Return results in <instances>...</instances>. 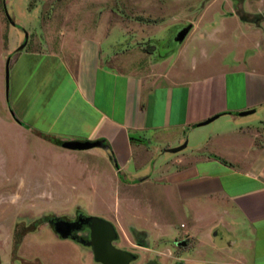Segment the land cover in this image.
Segmentation results:
<instances>
[{
    "label": "crops",
    "instance_id": "crops-1",
    "mask_svg": "<svg viewBox=\"0 0 264 264\" xmlns=\"http://www.w3.org/2000/svg\"><path fill=\"white\" fill-rule=\"evenodd\" d=\"M237 24L243 28L240 21ZM46 35L47 49L22 50L16 55L6 86L4 108L8 114L12 111L16 120L4 116L3 121L34 140L35 150L29 162L35 166L49 159L71 164L69 173L78 181L95 179L91 186L94 192L101 189L99 183L103 181L122 197L125 206L133 202L126 198L131 188L154 184L166 199H172L171 205L165 204L167 207L174 208L175 195L184 202L182 212L191 222L187 227L182 223L180 233L173 228L174 223L164 222L155 225L152 234L120 218L114 227L94 216L90 206H74L71 219L55 216L67 212L57 206L50 210L27 208L17 213L27 217L28 224L14 233L15 218L10 226L1 228L7 229V237L2 242L4 236H0V246L4 244L11 251L15 236L20 257L28 260L33 255L25 253L26 244L69 242L82 253L81 261L79 258L74 262L73 258V264H99L88 246V224L79 226H88L87 235L75 239H63L54 230L57 219L72 220L77 216L79 220L83 216L84 220L98 218L112 225L116 233L112 245L125 252L128 250L118 247L121 233L124 238L130 236L139 248L156 254H161L157 250L161 251L166 243L175 245L180 239L193 242L192 251L174 259H152L155 264H264L263 61L252 57L243 61L237 56L228 65L217 63L210 71L208 67L200 74L184 77L178 68L185 60L179 46L176 55L154 60L152 52L147 54V67L138 63L124 70L106 61L102 48L108 33L61 28ZM121 48L122 44L110 46L113 52ZM150 67L152 71L148 72ZM159 67L163 71L156 73ZM247 111H254L248 115L252 119L245 116L244 121H239L244 118L239 114ZM215 117L214 121H218L212 127L200 126ZM67 142H102L106 148L72 151L62 147ZM183 144L185 149L176 155L166 151ZM210 147L211 152L205 151ZM101 160L106 167L94 164ZM150 163L151 175L137 181L138 173L146 171ZM51 180L58 188L54 195L47 196L55 197V203H70L65 201L68 189L79 192L78 185L67 188L62 177ZM30 185L27 192H31ZM37 214L42 215L34 217ZM41 217L49 220L30 231ZM197 226L205 228V232L198 233ZM87 249L91 254L86 253ZM35 257L43 264H52L44 256ZM2 264H10V259Z\"/></svg>",
    "mask_w": 264,
    "mask_h": 264
},
{
    "label": "rangeland",
    "instance_id": "rangeland-1",
    "mask_svg": "<svg viewBox=\"0 0 264 264\" xmlns=\"http://www.w3.org/2000/svg\"><path fill=\"white\" fill-rule=\"evenodd\" d=\"M5 12L13 24L8 21ZM238 21L243 31L239 28ZM188 25L192 28L180 44L185 56L182 64L184 68L181 65L178 67L181 68L184 77H187L189 73L200 74L208 67L210 71L217 63L228 65L232 58L235 59L237 56L243 61L250 57L258 58L264 65V0H0V236H4L2 242L7 237V229L2 231L1 228L10 226L15 218L17 222H15L14 233L28 224L27 217H22L23 214L19 217L17 213L27 208L50 210L57 206V209L67 212H60L55 216L71 219L74 206H90L94 216L110 222L114 227L115 220L120 218L124 223L133 221L144 231L149 229L152 234L151 229L164 222L174 223L173 228L179 233L182 231L180 229L182 223L186 227L189 226L188 223L191 220L182 212L184 202L175 195L173 196L174 208L167 207L165 204L169 202L171 205L172 199H166L154 184L131 188L126 198L133 201L130 203L132 206L126 204L127 209H125L126 206L121 202L122 197H118L117 192L110 191L108 184L105 183V186L103 181L99 183L101 189L98 192L91 191L92 184L96 183L95 179L78 181L75 178L76 175L69 173L71 164L42 159L41 164L33 166L29 160L35 150L34 140L28 135L22 136V133L20 135L14 130L12 124L3 121L4 116L10 121L16 120L12 111L8 114L7 107L4 108L7 94V60H9L8 74H10L11 64L20 51L47 49L44 43L47 33L53 34L61 28H71L79 32L84 29H93L94 32L108 33L102 48V51L107 54L106 58L108 57L105 59L111 66L125 70L129 65L138 63L147 67V54L152 52L155 53L154 60L165 58L171 53L176 55L178 48H175L174 36L181 28ZM243 32L248 36L243 35ZM50 41L54 42L55 39ZM119 44H122V50L113 52L110 49V46ZM22 45L23 48L19 49ZM151 67L148 72L155 69V66L152 69ZM157 69L159 70H156V73L163 71L161 67ZM241 120L244 121L245 117L240 118L239 121ZM217 121L205 127H212ZM258 126L263 128L261 125ZM259 130L261 132V129ZM210 150L211 147L205 151L211 152ZM169 155L171 154H167L166 157H170ZM94 164L98 168L104 165L106 167L102 160ZM152 167L150 163L146 171L138 173L136 180L140 181L151 175ZM56 176L62 177L67 188L72 184L79 186L78 193L70 189L65 193L67 195L65 201L70 202L67 205L65 202L63 205L55 203L54 201L57 200L55 197L54 200L51 196H47L54 195L58 188L56 182L51 180ZM63 176H66V179ZM96 178L99 179V177ZM129 182H131L130 178ZM39 184L42 185L41 188L38 187ZM29 185L31 192H27ZM30 193L36 195L33 196ZM86 194L92 198L87 197ZM119 202L120 208L117 207ZM38 215L42 214L34 215V217ZM196 228L200 234L205 232L203 227ZM122 236H124L122 233L119 234L118 247L137 256V260L132 264H146L148 259L153 261L152 259H158L161 256L174 259L194 248L192 241L180 239L175 242V245L166 243L161 251L157 250L161 255L139 248L132 243L130 236L127 238ZM20 237L21 235L17 236V239ZM13 238L11 251L1 244L0 264L2 261H8V258L10 264H43L36 260L38 257L34 258L35 255L40 258L44 256L52 264H73V258L74 262H79V258L81 261L82 253L71 243L63 241L50 245L43 243L38 246L26 244L25 253L32 254L33 258L24 260L20 257L19 246L15 255L12 254L13 245L16 243V237ZM151 241L152 239L149 242ZM69 247H73L74 250H70ZM85 251L91 254L90 249ZM177 263L178 261L172 262V264Z\"/></svg>",
    "mask_w": 264,
    "mask_h": 264
},
{
    "label": "water",
    "instance_id": "water-1",
    "mask_svg": "<svg viewBox=\"0 0 264 264\" xmlns=\"http://www.w3.org/2000/svg\"><path fill=\"white\" fill-rule=\"evenodd\" d=\"M7 19H10L6 14ZM191 25H188L184 28H181L174 36L173 42L176 44L175 48H178L181 42L184 40L186 35L191 30ZM23 45L19 48L22 49ZM18 49V50H19ZM8 64L9 60L6 63V86L8 79ZM8 88V87H7ZM254 111H247L244 113H240V117H245L253 114ZM215 118L210 119L209 121L202 123L200 126L207 125L213 122ZM63 148L72 151H88L92 149H105L106 147L102 142H67L62 145ZM186 145L168 149L166 150L168 153L176 154L185 149ZM80 226L83 224H88L90 228V241L88 242V246H90L91 251L93 253V257L96 263L99 264H130L136 260V256L132 253L121 251L116 249L112 242L116 239V233L112 225L109 223L98 219V218H86L84 222L79 218L78 223ZM53 227L57 235H59L63 239L72 238L71 231L78 230V227L73 226V223L64 222L62 220H55L53 222ZM146 264H155V262L150 261Z\"/></svg>",
    "mask_w": 264,
    "mask_h": 264
},
{
    "label": "flooded vegetation",
    "instance_id": "flooded-vegetation-1",
    "mask_svg": "<svg viewBox=\"0 0 264 264\" xmlns=\"http://www.w3.org/2000/svg\"><path fill=\"white\" fill-rule=\"evenodd\" d=\"M80 218L84 222V217L80 216ZM61 220L64 221V222L73 223V226L78 227L80 229L79 231H77V230L71 231L72 237H76V236H79V235H81V237H85L87 235V233H88L87 231H89L88 226L79 227L80 225L77 224L78 223V217L77 216L74 219H72V220H69V219H66V218H63ZM130 264H132V262Z\"/></svg>",
    "mask_w": 264,
    "mask_h": 264
},
{
    "label": "trees",
    "instance_id": "trees-1",
    "mask_svg": "<svg viewBox=\"0 0 264 264\" xmlns=\"http://www.w3.org/2000/svg\"><path fill=\"white\" fill-rule=\"evenodd\" d=\"M5 14H6V12H5ZM8 21L10 22V23H12V21L10 20V19H8ZM13 24V23H12ZM58 146H61L62 145V143H56ZM49 220V217H41L40 219H38V220H36L35 222H34V224H33V226H30V231H33L39 224H42V223H44V222H47ZM18 243L16 242L14 245H13V250H12V254L13 255H15V253H16V250H17V247H18ZM16 260V259H15Z\"/></svg>",
    "mask_w": 264,
    "mask_h": 264
}]
</instances>
